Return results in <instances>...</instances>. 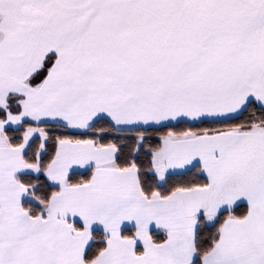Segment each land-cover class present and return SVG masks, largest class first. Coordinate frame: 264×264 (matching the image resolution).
<instances>
[{
    "label": "snow or ice",
    "instance_id": "1",
    "mask_svg": "<svg viewBox=\"0 0 264 264\" xmlns=\"http://www.w3.org/2000/svg\"><path fill=\"white\" fill-rule=\"evenodd\" d=\"M0 264H264V0H0Z\"/></svg>",
    "mask_w": 264,
    "mask_h": 264
}]
</instances>
